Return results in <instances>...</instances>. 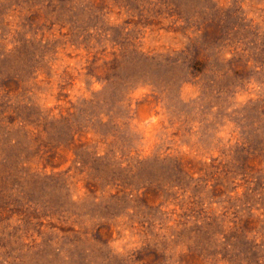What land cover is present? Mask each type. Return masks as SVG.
Segmentation results:
<instances>
[{"label":"rangeland","instance_id":"obj_1","mask_svg":"<svg viewBox=\"0 0 264 264\" xmlns=\"http://www.w3.org/2000/svg\"><path fill=\"white\" fill-rule=\"evenodd\" d=\"M0 264H264V0H0Z\"/></svg>","mask_w":264,"mask_h":264}]
</instances>
